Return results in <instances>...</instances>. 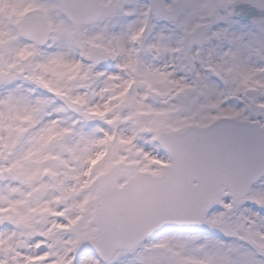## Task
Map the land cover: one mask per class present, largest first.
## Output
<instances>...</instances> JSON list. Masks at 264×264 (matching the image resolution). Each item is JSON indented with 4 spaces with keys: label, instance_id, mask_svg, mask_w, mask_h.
<instances>
[{
    "label": "snow or ice",
    "instance_id": "obj_1",
    "mask_svg": "<svg viewBox=\"0 0 264 264\" xmlns=\"http://www.w3.org/2000/svg\"><path fill=\"white\" fill-rule=\"evenodd\" d=\"M0 264H264V0H0Z\"/></svg>",
    "mask_w": 264,
    "mask_h": 264
}]
</instances>
